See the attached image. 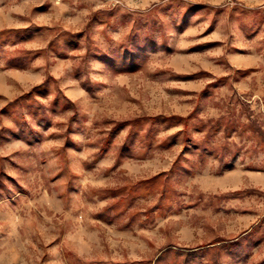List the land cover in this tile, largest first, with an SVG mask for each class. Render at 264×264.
Here are the masks:
<instances>
[{"label": "rangeland", "instance_id": "1", "mask_svg": "<svg viewBox=\"0 0 264 264\" xmlns=\"http://www.w3.org/2000/svg\"><path fill=\"white\" fill-rule=\"evenodd\" d=\"M0 264H264V0H0Z\"/></svg>", "mask_w": 264, "mask_h": 264}]
</instances>
